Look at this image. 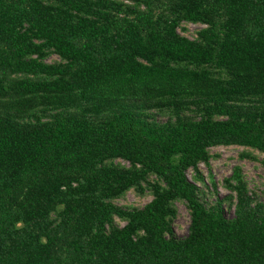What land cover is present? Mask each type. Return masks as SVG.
Returning a JSON list of instances; mask_svg holds the SVG:
<instances>
[{
    "label": "trees",
    "instance_id": "trees-1",
    "mask_svg": "<svg viewBox=\"0 0 264 264\" xmlns=\"http://www.w3.org/2000/svg\"><path fill=\"white\" fill-rule=\"evenodd\" d=\"M229 147L264 156V0H0V264H264L241 168L198 187Z\"/></svg>",
    "mask_w": 264,
    "mask_h": 264
},
{
    "label": "rangeland",
    "instance_id": "rangeland-1",
    "mask_svg": "<svg viewBox=\"0 0 264 264\" xmlns=\"http://www.w3.org/2000/svg\"><path fill=\"white\" fill-rule=\"evenodd\" d=\"M199 29H201L200 26L184 25L179 30V33L193 40L195 38V33ZM53 59L54 58H51L49 61ZM242 152L243 149L237 147L212 149L211 154L216 157L210 162L209 169L204 165L199 166L198 170L204 178L206 189L201 185H198V187L202 188V190L207 193L206 200L208 203L214 202L217 198L222 199L227 195L226 191L223 189L222 183L224 179L231 176L234 167L241 168L249 192L257 195V199L264 203V165L262 164L264 156L256 154L258 162H249L239 159V154ZM193 176V171L190 170L187 172V178L190 182H193ZM210 177L216 186V193L209 182ZM150 201L151 198L149 196L139 197L133 192H130L123 200L117 202V204L122 207L142 208ZM176 206L178 217L174 224V233L177 238L182 239L187 235L189 217L184 205L177 204ZM225 215L227 218H230L232 212H225Z\"/></svg>",
    "mask_w": 264,
    "mask_h": 264
}]
</instances>
